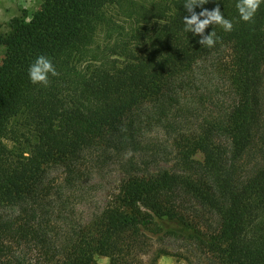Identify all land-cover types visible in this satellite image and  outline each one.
<instances>
[{
    "label": "trees",
    "instance_id": "obj_1",
    "mask_svg": "<svg viewBox=\"0 0 264 264\" xmlns=\"http://www.w3.org/2000/svg\"><path fill=\"white\" fill-rule=\"evenodd\" d=\"M185 2L42 0L10 24L0 39V264H151L142 257L152 238L181 239L205 264H264V3L249 23L237 0L196 7L218 4L233 23L209 26L208 48L184 31ZM40 55L59 73L47 87L29 80ZM206 75L219 83L195 95L196 129L162 124L175 166L128 161L109 201L75 218L68 192L81 154L135 150L144 123L170 120L176 89Z\"/></svg>",
    "mask_w": 264,
    "mask_h": 264
},
{
    "label": "rangeland",
    "instance_id": "obj_2",
    "mask_svg": "<svg viewBox=\"0 0 264 264\" xmlns=\"http://www.w3.org/2000/svg\"><path fill=\"white\" fill-rule=\"evenodd\" d=\"M42 0H0V39L4 38L9 31V26L16 20L28 22L34 13L41 8ZM8 66L5 47L0 45V69ZM202 84L195 90H177L173 98L174 102L169 111V119L162 123L146 122L137 140L140 143L136 149L128 150H104L93 149L81 154L77 161L79 182L75 184V190L69 191V205L73 206L75 218L89 219L92 214L100 210L109 201L110 194L115 191L120 180L123 179L128 161L135 162L140 169L156 171L159 168H173L175 157L172 153L171 142L173 133L167 132L162 124L176 123L179 132H192L196 129L200 120H197L196 112L201 109L195 95L201 91H211L218 80L212 75L200 76ZM210 89V90H209ZM206 92V93H207ZM226 100V96L225 99ZM182 109V112L179 109ZM197 117V118H196ZM144 122L146 120H143ZM166 122V123H165ZM153 149V151H152ZM131 156H128V153ZM50 175L61 183L64 169L62 167L52 168ZM149 247L142 260L151 264H205L204 257L194 255V247L181 239L152 238ZM96 264H108L109 259L97 256Z\"/></svg>",
    "mask_w": 264,
    "mask_h": 264
},
{
    "label": "clouds",
    "instance_id": "obj_3",
    "mask_svg": "<svg viewBox=\"0 0 264 264\" xmlns=\"http://www.w3.org/2000/svg\"><path fill=\"white\" fill-rule=\"evenodd\" d=\"M209 0H186L183 5L184 9L189 13L183 18L184 31L190 32L193 35L200 36L198 41L202 46L212 48L216 44L215 32L205 35V30L209 26L219 25L224 31L231 32L233 30V23L226 19L220 10L219 5L211 11L203 9L198 14L195 12L196 7H203ZM264 0H237L236 9L239 13L240 19L245 22H254V17L258 12ZM29 80L34 85H49V76H58L52 61L44 55L38 56L28 69ZM131 156L129 152L127 154Z\"/></svg>",
    "mask_w": 264,
    "mask_h": 264
}]
</instances>
